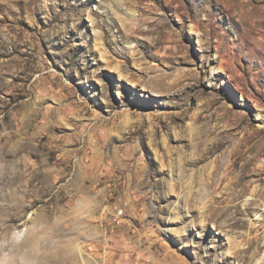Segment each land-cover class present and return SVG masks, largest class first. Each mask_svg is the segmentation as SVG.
I'll return each instance as SVG.
<instances>
[{"label": "rangeland", "instance_id": "1", "mask_svg": "<svg viewBox=\"0 0 264 264\" xmlns=\"http://www.w3.org/2000/svg\"><path fill=\"white\" fill-rule=\"evenodd\" d=\"M19 230L34 264H264V0H0V264Z\"/></svg>", "mask_w": 264, "mask_h": 264}, {"label": "bare ground", "instance_id": "2", "mask_svg": "<svg viewBox=\"0 0 264 264\" xmlns=\"http://www.w3.org/2000/svg\"><path fill=\"white\" fill-rule=\"evenodd\" d=\"M26 170H22L21 173H19L18 175L15 176L14 181H17L19 177L24 176ZM33 173V172H32ZM31 174V172H30ZM33 177V176H32ZM29 178V177H28ZM11 179V178H10ZM9 179V180H10ZM25 179V178H24ZM63 180V179H62ZM24 182V181H23ZM30 182V181H29ZM16 183V182H15ZM21 184V183H20ZM238 197V196H237ZM227 199V198H226ZM238 206V205H237ZM261 225V224H260ZM259 231V230H258ZM12 238H15V241L12 243L11 245V255L15 254L16 257H19V259L24 260L25 263L27 264H34L36 262V259L34 258V256L31 255V253H26V250L30 247L33 246V244L31 243V239L27 238L25 235V231L23 230H19V231H14L12 234ZM263 238V237H262ZM260 239V238H259ZM255 241V239H254ZM261 241V240H260ZM252 243V242H251ZM260 243V242H258ZM253 244V243H252ZM256 244V242H255ZM256 246V245H255ZM259 248H261L260 245H258ZM257 248V247H256ZM81 248L79 247V250ZM248 250V249H247ZM260 250V249H259ZM235 253V252H234ZM21 257V258H20ZM18 259V260H19ZM19 260V261H20ZM48 261V260H46ZM16 263H19L18 261H16ZM20 264V263H19Z\"/></svg>", "mask_w": 264, "mask_h": 264}]
</instances>
